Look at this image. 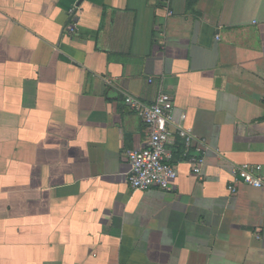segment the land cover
I'll return each mask as SVG.
<instances>
[{
	"label": "crops",
	"instance_id": "0c3cea01",
	"mask_svg": "<svg viewBox=\"0 0 264 264\" xmlns=\"http://www.w3.org/2000/svg\"><path fill=\"white\" fill-rule=\"evenodd\" d=\"M173 96L169 190L133 192ZM194 153V149L190 150ZM264 0H0V264H264Z\"/></svg>",
	"mask_w": 264,
	"mask_h": 264
},
{
	"label": "built area",
	"instance_id": "2783aa9c",
	"mask_svg": "<svg viewBox=\"0 0 264 264\" xmlns=\"http://www.w3.org/2000/svg\"><path fill=\"white\" fill-rule=\"evenodd\" d=\"M124 102L131 112L141 118L148 132L144 148L126 152L130 166L127 181L133 192L148 191L152 188L169 190L174 184L177 172L170 164L171 154L167 149L174 136L183 141L184 155H189L193 173L200 174L202 160L194 155L202 152V149L193 145L190 129L176 125L173 117V96L170 93L160 92L149 105L130 96L126 97ZM191 149H194V153H190ZM236 183L264 188V166L242 164L237 167L234 171V185L229 189L231 192H236Z\"/></svg>",
	"mask_w": 264,
	"mask_h": 264
}]
</instances>
